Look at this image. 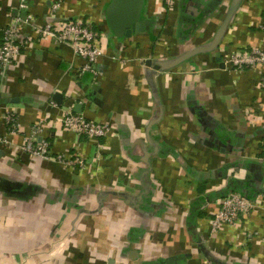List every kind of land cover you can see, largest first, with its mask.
<instances>
[{"label":"crops","instance_id":"1","mask_svg":"<svg viewBox=\"0 0 264 264\" xmlns=\"http://www.w3.org/2000/svg\"><path fill=\"white\" fill-rule=\"evenodd\" d=\"M21 1L0 0V40ZM26 1L40 26L88 22L103 55L95 78L72 45L24 29L27 47L0 71L9 142L0 146V264H264V66L225 63L264 49V0H241L216 51L156 73L147 60L207 45L235 0H176L168 10L141 0L143 29L131 37L110 25L113 0H63L56 15L57 0ZM69 111L112 131L79 137L63 127ZM44 138L86 166L22 150ZM231 190L258 198V208L212 234L216 204Z\"/></svg>","mask_w":264,"mask_h":264},{"label":"built area","instance_id":"2","mask_svg":"<svg viewBox=\"0 0 264 264\" xmlns=\"http://www.w3.org/2000/svg\"><path fill=\"white\" fill-rule=\"evenodd\" d=\"M176 0H164V7L173 8ZM63 0H57L53 5L54 15L62 8ZM22 14L14 18L10 25L4 30L0 40V71L7 69L20 56L22 49L27 47L28 42L22 34L24 29H33L41 38H47L57 41L60 44L72 45L76 53L85 61L84 72L91 73L95 78L99 77L95 63L103 55L102 49L98 43L100 35L92 29L88 22L82 20L63 21L58 19V23H48L43 26L38 25L32 15L27 13L28 5L26 0L20 4ZM264 34V22L260 26ZM227 65L233 69L246 70L256 69L264 66V49L254 48L248 53L236 52L226 58ZM264 83V78H263ZM8 125L12 133L19 131V123L14 114H8ZM62 124L65 130L74 133L77 136L87 137L88 139L98 140L106 138L112 131L111 126L94 121H89L85 116L76 115L69 111L62 118ZM45 127V123L39 125ZM45 139V138H44ZM7 136L0 135V146H8ZM22 150L31 157L42 158L45 160H57L66 165L78 166L84 168L86 161L80 156H68L54 154L50 143L45 140L33 141L27 139ZM57 157H55V156ZM99 157H97L98 159ZM258 198L253 199L242 193H231L218 201L217 210L212 220L211 233L215 234L222 227L236 228L241 224L242 219L258 208Z\"/></svg>","mask_w":264,"mask_h":264},{"label":"water","instance_id":"3","mask_svg":"<svg viewBox=\"0 0 264 264\" xmlns=\"http://www.w3.org/2000/svg\"><path fill=\"white\" fill-rule=\"evenodd\" d=\"M141 0H113L108 8L109 22L115 31L124 33L126 36L131 37L135 32L142 31L143 25L139 23L138 15L140 13ZM241 0H235L231 9L227 13L218 31L215 33L213 39L202 47H197L182 56L169 60V61H153L147 60V67L154 70V72H165L171 70L178 65L205 53H212L216 51L221 45L231 22L237 13ZM217 264H223L215 260Z\"/></svg>","mask_w":264,"mask_h":264},{"label":"trees","instance_id":"4","mask_svg":"<svg viewBox=\"0 0 264 264\" xmlns=\"http://www.w3.org/2000/svg\"><path fill=\"white\" fill-rule=\"evenodd\" d=\"M236 192L241 193L240 191H237V190H231V191H229V192L224 193L222 196H220V198H223V197H225V196H228V195L231 194V193H236ZM245 196H246V195H245Z\"/></svg>","mask_w":264,"mask_h":264}]
</instances>
